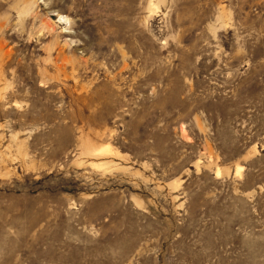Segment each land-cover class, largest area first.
Returning <instances> with one entry per match:
<instances>
[{"label":"rangeland","instance_id":"374dc122","mask_svg":"<svg viewBox=\"0 0 264 264\" xmlns=\"http://www.w3.org/2000/svg\"><path fill=\"white\" fill-rule=\"evenodd\" d=\"M0 264H264V0H0Z\"/></svg>","mask_w":264,"mask_h":264}]
</instances>
